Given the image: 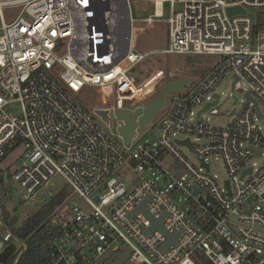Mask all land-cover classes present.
I'll use <instances>...</instances> for the list:
<instances>
[{"label": "built area", "instance_id": "obj_1", "mask_svg": "<svg viewBox=\"0 0 264 264\" xmlns=\"http://www.w3.org/2000/svg\"><path fill=\"white\" fill-rule=\"evenodd\" d=\"M137 1L153 5L144 23L168 28L163 56L219 61L166 102L154 134L137 130L126 145L94 110L108 112L109 128L110 112L144 94L130 76L147 54L133 46L129 0H0V191L28 205L54 175L65 180L71 198L50 217L60 236L48 264H102L123 246L130 264H264V163L248 166L264 159V0ZM3 7L19 12L5 22ZM165 76L156 71L154 85ZM228 76L244 98L233 121L215 127ZM83 90L109 103L87 107ZM17 147L9 172L2 161ZM216 157L225 178L212 170ZM5 227L0 219V241H19Z\"/></svg>", "mask_w": 264, "mask_h": 264}, {"label": "rangeland", "instance_id": "obj_2", "mask_svg": "<svg viewBox=\"0 0 264 264\" xmlns=\"http://www.w3.org/2000/svg\"><path fill=\"white\" fill-rule=\"evenodd\" d=\"M129 7L132 18L135 20L133 27V46L141 54H147L144 60L134 66L130 70V76L135 80L136 86H141L146 80L150 78L151 87H149L143 95H139L136 100L131 103L125 104V112H131L137 107H143L149 101L156 99L164 85L172 80L180 79H194V83L187 89V92L193 90L196 85L205 78L209 72L216 66L219 61L218 57L213 56H189L180 55L165 57L160 51L165 48L167 44L168 28L163 21L154 22L153 24H146L142 20L147 18L153 13V5L148 2H139L137 0H129ZM19 12L16 7H3L1 8V14L5 22H10ZM168 7L165 5L163 9V19L168 17ZM163 70L166 74L164 78L159 80L155 85L157 78L151 77L156 71ZM231 77H226L220 83L217 94H221L220 103L217 106L219 116L211 117L210 123L215 127H225L229 122L233 121V117L230 118L228 115L235 108L240 110L243 100V95H240L231 89ZM180 93H171L167 99V107L169 108L172 102L181 97ZM80 98H84V104L87 107H103V104H108L109 100L104 103L101 102L100 96L94 94V91L90 93L83 90ZM199 110V109H198ZM264 116V109H261ZM166 110L159 112L150 127L138 129L141 137L150 136L154 134L156 127L160 120L164 118ZM207 116L205 115L204 118ZM95 120L106 131H110L115 134L116 123L113 117V113H109V128L106 124L95 117ZM258 125L264 135V121H258ZM118 143L121 144V140L117 139ZM23 148L17 147L14 149L3 161L2 167L9 172H13L20 164ZM186 156L194 162L193 156L187 151L183 150ZM209 163L214 173L220 178H225L226 173L224 170L223 163L220 158H211ZM252 163H256L258 166L264 163L263 158L252 159L248 166ZM67 185L65 180L60 175H54L46 186H44L37 194L36 200H33L31 204L22 205L17 195H13L11 200L7 201V207L11 210H15V214L18 216V221L15 224V228L19 227L21 222L25 219L26 214L32 207L41 205L51 196L55 195L59 191L66 188ZM71 198V195H67V198ZM74 201L81 207L83 203L81 200L73 198ZM7 231H11L9 227L4 228ZM3 232V230H1ZM22 243L17 241L15 238L11 239L10 242L0 251V256L5 255L9 258L12 254H16L20 251ZM129 248L123 246L120 251L116 254H108L106 260L102 264H130L128 262ZM114 255V256H113ZM0 264L1 261H0Z\"/></svg>", "mask_w": 264, "mask_h": 264}, {"label": "trees", "instance_id": "obj_3", "mask_svg": "<svg viewBox=\"0 0 264 264\" xmlns=\"http://www.w3.org/2000/svg\"><path fill=\"white\" fill-rule=\"evenodd\" d=\"M68 194L69 190L66 187L41 205L32 207L20 226L15 228L9 224L10 218L15 215V210L7 207V201L10 198L0 191V219L5 226L11 229L15 237L24 244V250L20 256H18V253L12 254L9 258H6L5 255L0 256L2 264L49 263L50 250L60 236L59 228L50 223V217L54 210L66 200Z\"/></svg>", "mask_w": 264, "mask_h": 264}, {"label": "water", "instance_id": "obj_4", "mask_svg": "<svg viewBox=\"0 0 264 264\" xmlns=\"http://www.w3.org/2000/svg\"><path fill=\"white\" fill-rule=\"evenodd\" d=\"M244 14V10L239 8H229L227 9L228 15ZM128 36V35H127ZM194 79H180L172 80L164 85L162 90L156 99L149 101L143 107H137L131 112L117 111L114 116L116 123L115 132L117 136L121 139L123 144L128 145L131 140L135 137L136 131L145 127H150L155 116L166 108V102L171 93H183L187 88H189L193 83ZM217 97V96H216ZM248 98V95H245ZM209 105L206 106L208 108ZM94 113L100 118L105 124L108 123V112L106 110H94ZM240 112H238L239 114ZM178 144H186L189 146L188 141L178 142ZM97 200V199H95ZM18 221V216L13 215L10 220V226H15ZM154 225H159L158 222ZM169 241L172 242L173 238L168 237ZM5 242L0 241V251L3 249Z\"/></svg>", "mask_w": 264, "mask_h": 264}, {"label": "bare ground", "instance_id": "obj_5", "mask_svg": "<svg viewBox=\"0 0 264 264\" xmlns=\"http://www.w3.org/2000/svg\"><path fill=\"white\" fill-rule=\"evenodd\" d=\"M150 81H151L150 78L148 80H146L144 82V85H142L140 91H138V93L141 92V94H143L149 87H151Z\"/></svg>", "mask_w": 264, "mask_h": 264}]
</instances>
